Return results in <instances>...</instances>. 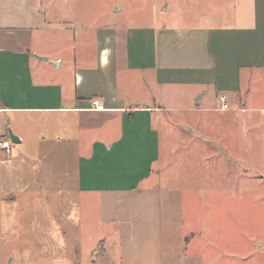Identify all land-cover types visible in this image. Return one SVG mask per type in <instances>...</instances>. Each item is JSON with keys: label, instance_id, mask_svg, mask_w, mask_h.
Masks as SVG:
<instances>
[{"label": "crops", "instance_id": "1", "mask_svg": "<svg viewBox=\"0 0 264 264\" xmlns=\"http://www.w3.org/2000/svg\"><path fill=\"white\" fill-rule=\"evenodd\" d=\"M42 1L0 0V140L7 117L16 128L38 117L54 127L63 116L92 121H76L88 144L74 196L96 198L98 222L115 235L114 264H264V234L254 233L251 198L237 185L264 182V172L254 178L256 169L243 166L253 157L252 129L264 128L253 114L264 115V0H138L135 20L99 26L86 11L67 15V0L54 1L53 14ZM93 98L103 110L91 108ZM176 111L213 115L211 137L191 142L211 154L212 167L182 171L172 187L159 126L169 137L162 117ZM13 134L19 142L0 148V203L50 190L28 168L39 159L28 154L34 141ZM255 139L264 143V129ZM56 176L51 190H66L70 220V169ZM174 226L183 247L165 251Z\"/></svg>", "mask_w": 264, "mask_h": 264}, {"label": "rangeland", "instance_id": "2", "mask_svg": "<svg viewBox=\"0 0 264 264\" xmlns=\"http://www.w3.org/2000/svg\"><path fill=\"white\" fill-rule=\"evenodd\" d=\"M55 1L63 0H43L45 12L53 14ZM67 15L70 12L80 14L83 11L91 18L94 26L118 23L119 21L135 20L132 18L140 2L138 0H67ZM68 3V2H66ZM119 8V10L117 9ZM114 11L113 10H116ZM112 11V12H111ZM254 119L259 122L264 121L261 112H253ZM262 115V117H261ZM239 120H243V114H239ZM171 121L173 133L168 137L165 133V125L160 124L159 129L162 135V161H170L166 183L172 187H179L182 171L207 170L211 168L210 155L203 150L193 149L191 144L195 138L207 141L212 135V123L214 117L211 114L193 115L185 111L166 112L163 117ZM58 120V127L49 126L48 120L36 118L28 122H23L18 128L10 126V117L4 120L5 127L12 133L20 131L25 139L32 140L31 148L35 152H28L37 160L27 162L28 168L35 169L38 180H43L46 187L42 192L38 187L37 192L31 194H20L15 204L6 201L4 195L1 196L0 203V264H114L112 255L116 251L113 245L116 244L113 230L108 226L98 222L97 200L94 197H84L79 191L74 196V171L78 157L86 150L87 139L78 130L76 123L82 126H92V121H75V117L70 115ZM198 123L200 130L190 124ZM219 124H215L218 126ZM9 126V127H8ZM192 127V131L188 127ZM44 127L46 128L44 130ZM252 129V160L244 163L246 172L254 170V178H260L259 170L264 172V153L260 151L263 142H257L255 137H260L262 130ZM60 137V139L57 138ZM167 137V138H166ZM170 138V139H168ZM196 139V140H197ZM204 141V142H205ZM14 143L12 142V145ZM208 146V142L206 143ZM210 146V145H209ZM208 146V147H209ZM29 147V148H30ZM241 153L240 148L236 150ZM207 154V155H206ZM16 155V154H15ZM257 156V157H256ZM35 159V158H34ZM4 164L5 161H2ZM231 169L236 168L234 164L229 165ZM4 167V165H3ZM70 169L71 178L69 181L71 199L75 198V206L71 205V218L68 203L66 202L67 192L60 194L52 191L49 182L54 178L57 187V176ZM258 170V171H257ZM233 171V170H232ZM263 174V173H261ZM53 175L45 182L46 177ZM61 183L68 185V180L61 177ZM247 190V198H251L252 216L254 219V233L264 234V182L252 180V183L242 182L237 184ZM59 197L60 203L54 201ZM250 200V199H249ZM55 203V204H54ZM176 221V220H175ZM174 221V222H175ZM173 222V224H174ZM60 224V226H59ZM171 223L166 226L171 228ZM178 226L172 228V232L164 233V250H181L183 244L178 239ZM169 231V229H167ZM255 237V234H254ZM58 240V242H57ZM59 243V250L55 248ZM264 247V243L258 244Z\"/></svg>", "mask_w": 264, "mask_h": 264}, {"label": "built area", "instance_id": "3", "mask_svg": "<svg viewBox=\"0 0 264 264\" xmlns=\"http://www.w3.org/2000/svg\"><path fill=\"white\" fill-rule=\"evenodd\" d=\"M219 99L221 101V104H220L219 108H221V109L226 108L227 104L224 102L225 97L224 96H220ZM90 104H91V108L94 109V110H103L104 109L103 104L97 98H93L90 101ZM10 144H11V141L9 140V138L0 140V148L4 149L6 152L9 151Z\"/></svg>", "mask_w": 264, "mask_h": 264}, {"label": "water", "instance_id": "4", "mask_svg": "<svg viewBox=\"0 0 264 264\" xmlns=\"http://www.w3.org/2000/svg\"><path fill=\"white\" fill-rule=\"evenodd\" d=\"M8 138L13 143H18L19 142L18 136H16L15 134H13L10 130H8Z\"/></svg>", "mask_w": 264, "mask_h": 264}]
</instances>
